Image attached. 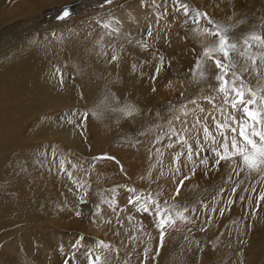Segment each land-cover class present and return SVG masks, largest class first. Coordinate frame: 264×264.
<instances>
[{"label":"rangeland","instance_id":"obj_1","mask_svg":"<svg viewBox=\"0 0 264 264\" xmlns=\"http://www.w3.org/2000/svg\"><path fill=\"white\" fill-rule=\"evenodd\" d=\"M79 1L84 0L59 1L58 3L47 5L41 9H38L37 13L30 14L19 19L18 21L20 23L18 27L12 30V32L14 31L19 39L26 38L29 34L32 33L40 35H52L51 37H49V41L47 43L49 49L46 50V53L42 54L41 58L43 60L48 59L55 65H58L60 66V68L65 70L64 73L66 74V77L68 76L67 80L70 83L68 84L69 88H72L71 84L74 83L73 81H76L75 88H72V95L75 98L79 96L83 97L82 101L83 105L85 106H81V110H85V112L89 114H92L94 111L93 107L90 108L91 101L93 100V97L95 98L94 94L89 93L85 89L84 91L80 89L81 91L76 92L78 87L77 83L83 79V71L87 65L83 58L84 48L82 44L83 40L85 38L88 40L87 37L89 36H93V38H95L93 40L94 44L101 43V41H103L105 42L106 46H108V51L104 55H100L98 59L94 63H92H97V69L100 71V73H102L100 77L99 90L101 89L102 91H105L107 86H115L120 82L122 76L118 74L119 71H112L110 66L114 64L115 66H118L120 65V63L124 62L123 60L130 62L131 71L129 70V75H135L131 77V80L133 79L132 83L144 86L146 88V92L152 90V88L156 86L157 89L164 88L166 90L168 86L170 88L168 87V90H166L167 92H165L162 100H159L156 103L155 101H153V103L150 101L147 107H145L143 102L135 97L136 95H125V97H121L116 91L114 92V90L112 89V99H108L106 104L109 107H113L114 109H119L120 107H129L135 109L133 115L130 117L124 116V118H122L117 115H109L103 117V119L101 118L99 122L92 121L93 123H87L86 121L85 125L82 123L83 121L80 120L81 118L76 116L75 114H72L70 117H68L66 124L68 125L72 123L71 127L75 125L76 136L74 137H76V139L78 138L77 140H79L80 144L83 143L84 145H86V150H88V145H91L94 140L99 137L100 130H102L103 133L111 132L109 145L108 143L106 144L107 146L103 144L99 151L95 153L93 157L90 154L91 152L89 151V153L85 149L84 151L89 153L86 154L87 156H85V158L84 156H82L80 150L74 148L72 150H66L67 145L62 142L55 144L53 147H50L48 143L53 144L55 140H51L46 143L42 138L40 130L44 123H41L36 127L37 135L35 137H37L38 139H35L34 141L31 138H25V132L23 131L15 132L13 134V141L10 143L7 149L4 150L6 154H4L5 156H9L10 158L13 156L17 157L18 154L22 156H28V154H32L35 151L37 152L38 149L42 152V156H40L39 158L37 154H34L33 156H31L29 162L25 161L22 156L19 157L17 160V164L19 163V166L17 165V168L15 167V171L21 168V170L26 171L24 176L27 177H23V179L25 178L24 180L21 178H17L16 176V178L9 179V172L14 171L12 169L14 166L12 168L10 167V171L8 173L5 172L4 177H1L0 175V179H3V181L1 180L2 182L0 181V191H2L3 189L5 191L4 194H6L8 198H10L15 203L21 202L20 200H22L23 193L26 191V189H28L29 194L31 193V191L35 192L37 190H41L44 194L47 193V197H49L52 193L54 194V189L50 185L49 178L42 174L44 167H50L48 161L46 160L45 162V157H48L49 159H56L57 157H61L62 159H64L63 161L65 162L66 166L75 165L74 171L68 172H71L72 176L77 177L80 185L83 184V187L85 189L84 191H88L89 195H87L84 200H86V204H89L91 207L95 201V198L97 199L98 197H100L101 199L105 200L108 197V192L115 188L114 186H122L123 183L124 186L127 185V183H129V185H132V183L139 182V177L141 179V182L146 181V184H150L151 181H149L146 177L150 173H155L159 176L163 185L167 186L171 190V193L173 195L171 199L172 202L167 205L168 207L170 206V208H172L173 213H175L176 211H182L184 207L188 208V211L184 212V215L187 217V219H177L175 223L177 224L178 222H184L186 224L183 223L182 226L185 227V225L190 223V220H192L193 222L194 219L197 222H200L202 218L214 221L216 218L215 216L219 212V210L222 208H227L226 205L229 204V200H234L232 201V203L234 204H240V202L242 203L244 200V195H242L241 193H243L244 191L246 193V191L257 188V186L261 187V185H264V168H262L259 172L250 171L242 165L241 158L239 156L233 157L231 160H222L218 167H213V165L215 164V158L210 151L213 143L211 139L207 141L205 140L204 127L207 126L209 132L215 138L216 143L214 146L220 149L221 152H223V149L220 148V145L224 142V136L218 134L213 117H215V120L223 124L225 121V114L223 113V109H227L228 114L233 113L231 107L225 104L223 94L217 91L218 83L215 80V76L219 70H216L214 65L209 63L207 64V66H209V70L206 69L207 66L202 69L204 72V76L201 77L200 74V76L196 77L198 80H200V85L196 88L193 83L196 78L191 73H198V69L190 71V69H193V66L195 65L197 59L201 57L204 47L211 41L204 33V23H207L208 27H211V25L209 26L207 20L201 19L199 24H195L193 22V18L196 17L197 13H206L207 17L210 18L214 23L223 25L224 27L228 28L230 34H260L261 32H264V0H210L208 4L205 3V5L200 7L199 9L194 8L195 6L192 5L193 0H180L181 3L186 4L188 7L189 12L187 14H185L182 8L178 11L176 10L178 8V5L174 4V0H139L141 2V5H143L144 1L145 5L141 10L146 11V14L143 15L145 18L142 17L144 18L143 23L139 22V26H137V24L135 25V35L133 36L132 40H130V42H132H129L128 47L135 52L137 51V53L139 54H143V57L141 58H144V64L143 61L141 63L136 61V59H138L139 57H137L136 59H132L129 55H126L125 51L123 52V50H121V52L119 50H116L114 47L112 48L113 44L108 33V29L110 28V24H108L109 20L107 19L110 16L109 12L112 9L121 7L132 0H112V2L109 4H105L104 0H97L94 4H85L82 7L77 8L75 5ZM195 4L197 6H200L199 3ZM225 7H227L228 9ZM64 11L69 12L70 16L65 19H58V17L61 16ZM239 14L241 15L240 17ZM155 22L156 24L158 22H161V24L163 23L164 27H156ZM85 23H90L94 27H97V32H95L94 34L88 33L89 36L87 35L84 39H81V41H79L80 37H78V34H76L75 31L73 32V30H75L76 28L81 29V26ZM173 24H178L176 28H180L179 26H181L180 33L183 37L185 55H189L190 59L192 60L189 61V64L192 68L189 66V64H187L186 67L185 63L184 65H182L183 62L181 60V62L179 60L178 61L182 64H178V61L174 62V60H176L174 57L175 51L174 49H172L173 45L171 39L167 37L168 35H166V30H168L167 28H169L171 25L173 29V27L175 26ZM155 29H159L160 31L155 32ZM149 32H151V35H149ZM75 35L77 36L75 37ZM16 36L5 39L3 40V42L14 40ZM189 40L191 43L189 42ZM68 41L70 42V44H72L74 50L70 51L69 53H65V45L69 44ZM140 47L142 48L140 49ZM248 51L251 55H260V50L257 49L255 45H253V48L249 49ZM76 53H81L83 55H78ZM190 54L192 55V58ZM113 55H117L118 59L115 60L117 61V63L115 61H112ZM148 58H151V60H149ZM161 58H163L162 65L160 63ZM133 62L137 64L131 65L133 64ZM156 62L158 64H156ZM246 63L249 67H251L250 61ZM141 66L143 69L141 68ZM157 66H160L159 77L155 75ZM257 67L260 69L262 68L260 77L246 75L245 79L248 83H251L254 86H264V62L258 61ZM181 69H186L187 71H183L182 73H180L179 71H181ZM185 74L187 76L183 77V75ZM154 76L156 77L155 79H153ZM146 80H148L150 85ZM189 80H191L193 84H191V81ZM55 85V83L51 85L52 92H58ZM147 85H149L150 87ZM104 91L102 92V96H105V94H103ZM101 92L98 93L101 94ZM98 93H96V95ZM148 95L150 96V93H148ZM36 96L37 98L41 97L37 93ZM193 100H195V103H192ZM38 102H41L40 98ZM37 104L41 105V103ZM64 111H67V109H55L54 107H52L48 113L51 116V119L56 120L57 116H60V113ZM69 112H71V109L69 110ZM234 115H236L237 119H239L242 113L236 112L234 113ZM69 121L71 122L69 123ZM110 125H112L113 127L111 128ZM83 126L84 128L82 130L81 128ZM99 127H101L102 129ZM97 128H99L100 130ZM104 128H107V132H105L106 130ZM225 135H227L229 138V151H231L232 133L229 130L225 133ZM236 135L238 146H241L239 130H237ZM120 137L122 140L118 139ZM129 138L130 140H128ZM197 141H199V145L204 149L199 156L195 155L196 149L198 147ZM112 144H115V148L110 147ZM124 144H126V146L122 148ZM169 144H172L173 147H168ZM189 144L192 146L193 150V158L191 161L187 159V145ZM36 148L38 149L36 150ZM43 151L47 153L46 156H44ZM180 153L183 154L180 155L179 161L175 162L174 158ZM90 156L92 157L91 159L96 161V167L98 168L97 170H100L99 173L101 174L98 177L91 176L89 178H85V173L88 174L90 172V169L88 168L89 159H87L86 157ZM41 157H43V159ZM97 157L103 158L95 159ZM205 157H207L208 163L207 165H202L200 161ZM47 163L49 166L47 165ZM180 166H182L184 169L179 170ZM82 170L89 171L85 172ZM194 171L200 173L203 172L204 174H202V176L203 178H206L203 179L201 177L199 181L195 180L197 183L193 180L192 182L187 183L185 186H183V192H181V194H183L184 196L181 195L180 199V195H177V188L175 187V185L181 186V182L185 180V177H191L192 172L194 173ZM236 172L238 175L236 174ZM207 174L210 175L208 176ZM141 176L143 178H141ZM64 177L67 178V180L65 181H69L68 175L67 177ZM211 177L212 179H209ZM72 179L76 181V179ZM69 187L71 188L72 186L70 185ZM83 187H80V189L79 187H72V189L77 193L79 192L80 194L82 193L80 190ZM233 189H235V191H233ZM150 191L151 190L147 188V192L150 193ZM151 194H153V198L157 199L158 196H155L152 191ZM241 197H243V199H241ZM176 198H178L179 200H176ZM119 202L121 203V205H124L120 206L122 212L118 213L119 210L117 211L118 216L122 217L123 214L131 216V219H129V221L127 219L124 221L128 228H133V231H139L142 232V235L146 234L148 236H151V234L156 235L157 232L155 231L160 230L156 226L157 219L154 214L151 213L150 215L149 213H142L137 209L136 206L130 204L127 199H125L124 202L122 200H119ZM81 204V201H79L77 207H80ZM118 206L119 205H117V207ZM47 208L48 210L54 212L60 211L62 215L64 214V216L69 218L72 216V218H76V216L78 218H81V214L85 212H83L82 210L79 212L80 215H77L76 213L78 212V210H76L75 208L73 209L70 206L64 207L63 205H61V201L55 199H51L48 201ZM4 209H6V206L4 204L0 205V210ZM213 209H215V211H213ZM140 212L142 213V215ZM200 213L203 215H201ZM28 215L30 214H27L25 209L23 217L19 215L21 217V220L20 217H18L17 220H20L21 223H24V225H26V222L28 223V221L33 218V216L31 217ZM32 215H35V213L33 212ZM16 216L18 215L11 214L12 219ZM209 216L212 218H209ZM43 218L44 217H42V219L40 220H46ZM33 219L35 220L36 218ZM6 221H8L7 218ZM175 224H169L165 228L168 229V231H170V229H182L177 225L175 226ZM140 226L143 230L140 229ZM220 226L219 231H217V233L210 238V242L212 241L210 245L214 253H216V250L221 243H226L222 235L229 229V221H221ZM105 242L108 247L111 248V250L113 249L114 253H118L116 247L114 248V245L116 246V244L113 243V241L105 240ZM229 251L231 252L232 256L235 254V251H233L231 247ZM224 252L225 250L223 249L222 256L220 258H217V260L215 261L217 262V264L222 263V258L227 254V252ZM4 254V250L3 248H1L0 259H4ZM263 260L264 258L261 259V264H264ZM8 261L10 262V259ZM6 264L10 263L6 262Z\"/></svg>","mask_w":264,"mask_h":264},{"label":"bare ground","instance_id":"obj_2","mask_svg":"<svg viewBox=\"0 0 264 264\" xmlns=\"http://www.w3.org/2000/svg\"><path fill=\"white\" fill-rule=\"evenodd\" d=\"M59 1L66 0H0L1 177H4L5 172L8 173L10 171V167L12 168L13 166L14 167L12 169L14 171L9 172V179H13L16 177L23 179V177H27L24 176L26 171L21 170V168L15 171V167L17 168V165L19 164H17V160L22 155L18 154L17 157L13 156L11 158L9 156H5L6 154L4 150H6L10 143L13 141V134L15 132L23 131L25 132V138H31L34 141L35 139H38L37 137H35L37 135L36 127L39 124L44 123L43 126L41 125L42 128L40 130L42 138L45 140L46 143L51 140H55L53 144L48 143L50 147H53L55 144L62 142L69 147L68 148L66 146V150H72L73 148L80 150L84 158L85 156H87L86 154H89L91 152L90 154L93 157L94 154L99 151L103 144L106 145L108 143L109 145L111 132L103 133V131L99 129L101 127L97 128L100 130L99 137H97V139L94 140L91 145H88V150H86V145H84L83 143L80 144L79 140H77L78 138L76 139V137H74L76 136L75 125L71 127L72 123L68 124L69 126L66 124L68 117H70L72 114H75L76 116L81 118L80 120L83 121L82 123L84 125L86 121L87 123H93L92 121L99 122L101 118L103 119V117L109 115H117L119 117L124 118L125 115L120 111L122 107H120L119 109H114L113 107H109L106 104L107 100L110 99L112 96V89L114 90V92L116 91L121 97H125V95H136L135 97H137V99L143 102L144 106L147 107L150 101L152 103L153 101H155L156 103L157 101L162 100L165 95V92H167L166 90H168L169 87L166 86L167 89L165 90L164 88L157 89L156 86L152 88V90L146 92V88L144 86L132 83L133 79L131 80V77L135 75H129L130 62L123 60L124 62L120 63V65L118 66H115L114 63V65L110 66L112 71L118 70V74L122 76V78L120 79L119 83L116 82L117 84L115 86H107L106 90H103V94H105V96L103 95V97V91L101 89L99 90L100 77L102 73H100V71L97 69V63H92H94L100 55H104L108 51V46H106L105 42L103 41H101V43L94 44L93 40L95 38H93V36H89L88 33L94 34L95 32H97V27H94L90 23H85L81 26V29L76 28L75 30H73V32L75 31L76 34H78V37H80L79 41H81V39H84L87 35L89 36L87 37L88 40L86 38L83 40V44L80 43L84 48L83 53L85 56L81 53L79 54L83 55V58L87 65L83 71V79L77 83L78 87L76 92L81 91L80 89H82L83 91L85 89L89 93L94 94L95 98L93 97V100L90 104V108L93 107V113H96V115H93V113H87L88 118L86 120L83 119V114L86 113L85 110L80 109L81 106H85L83 105L82 101L83 97L79 96L81 98H75L72 95V88H75L76 81H73L74 83L71 84L72 88H69L68 84L70 83L67 80L68 76L66 77V74L64 73L65 70L60 68V66L55 65L48 59L43 60L41 58L42 54L46 53V50L49 49L47 43L49 41V37H51L52 35H40L32 33L29 34L26 38L19 39L16 36V33L14 31L12 32V30L18 27L20 23L18 20L22 17L30 14H35L37 13L38 9H41L47 5L58 3ZM96 1L97 0L79 1L75 6L77 8H80L85 4H94ZM192 2V5L195 6L194 8L199 9L200 7L204 6L205 3L208 4L210 0H193ZM140 3L141 2L139 0H132L121 7L114 8L109 12L110 16L107 19L109 20L108 24H110L108 33L111 37V42L113 44L112 48L114 47L116 50H123V52L125 51L126 55H129L132 59H136L137 57H139L138 59H136V61L140 63L143 61L144 64V58H141L143 57V54H139L137 53V51L135 52L134 50L128 47L130 40H132L133 36L135 35V25L137 24V26H139L140 23H143V19L145 18L143 15L146 14V11L141 10L145 5L144 1L143 5H141ZM195 3H199L200 6H197ZM240 16L241 15L239 14V17ZM204 24L205 26L203 25V27L208 28L207 23ZM177 25H175L173 29L170 25V27L167 28L168 30H166V35H168L167 37L171 39L173 45L172 49H174L175 51L174 57L176 60H174V62L181 60L183 64L180 63L181 61H178V64L180 63L184 65L185 63L186 67V65L189 64V61L191 59L189 55H185L183 37L180 33L181 26H179L180 28H176ZM159 26L164 27V24L158 22L156 24V27ZM154 31L158 32L160 30L155 29ZM15 36L16 38H14V40L3 42V40ZM76 36L77 35H75V37ZM208 38L210 40L213 39L211 37ZM65 46V53H69L70 51L74 50L70 42ZM141 48L142 47H140V49ZM148 59L151 60V58ZM115 62L117 63V61ZM134 64L137 63L133 62V64L131 65ZM156 64L158 63L156 62ZM57 69H59V73H57ZM206 69L209 70V66H207ZM201 70L202 69H198V73L191 74H193L196 78L197 76H200ZM183 71L187 70L181 69V71L179 72L182 73ZM159 75L157 77H159ZM186 76V74L183 75V77ZM196 80L193 81L195 88L200 85V80H198L197 78ZM146 81L147 83H149L148 80ZM53 83L56 84L55 86L58 92L51 91V85ZM193 83L191 81V84ZM153 89H155V91H153ZM98 92H101V94H99ZM36 93L41 96L39 97L41 102H38L39 98H37ZM96 93L98 94L96 95ZM148 93H150V96L148 95ZM37 103H41V105ZM52 107H54L55 109L66 108L67 111L61 112V115H58L57 119L53 120L51 119V116L48 113ZM68 108L69 110L71 109V112H69ZM112 125H110L111 128L113 127ZM83 128L84 126L81 129L83 130ZM104 129L106 130L107 128ZM105 132H107V130ZM118 139L122 140L121 137ZM128 140H130V138ZM125 146L126 144H124L122 148ZM110 147L115 148V144H112ZM37 149L38 148H36V150ZM84 149L90 152H85ZM41 153L42 152L38 149L37 152L35 151L32 154H28V156L26 155L22 157L23 159H25V161L29 162L31 156L37 154L40 158V156H42ZM43 154L44 156L47 155V153L45 152ZM92 157H86L87 159H89L88 168L90 169V172L88 174L85 173V178H89L91 176L98 177L101 174L99 173L100 170H97L98 168L96 167V161L91 159ZM41 158L43 159V157ZM48 159V157H45V162L47 160L50 167H44L42 174L49 178L50 185L54 189V194L52 193L49 197H47L48 194H44L41 190H37L35 192L31 191V193L29 194L28 189L25 188L26 191L23 193L22 200H20L21 202L15 203L10 198H8L6 194H4L5 191L3 189L2 191H0V205L4 204L6 206V209L0 210V249L3 248L5 253L4 259H0V264H6V262L10 264H65L66 261L67 264H88L87 254L89 250H91V255L93 259H95L96 256L101 257V260L98 262V264H217V262L215 261L217 260V258H220L222 256L223 249L225 250L224 253L227 252V254L224 255V257L222 258L221 264H261V259L264 258V200L259 199L261 193H264V185H261V187L257 186V188H254L250 191H246V193L245 191L241 193L242 195H244L243 202H240V204L231 203L226 205L227 208H224L223 214L221 215L220 209L219 212L216 214V218L214 221L202 218L200 222H197L194 219L193 222L192 220H190V223L185 225V227L182 226L184 222H178L177 224H175V226L177 225L178 227H181V230L170 229V231H168V229L164 228L163 244L161 245V230L155 231L157 232L156 235H142V232L133 231V228L130 229L126 226L124 221L126 219L129 221V219H131V216H128L127 214H123L122 217L118 216V213L122 212L120 206L124 205H121L119 200H122L124 202L125 199L129 201L130 196L147 195V188H149L155 196H158L157 199L160 200L161 204H163L165 201H167V204L172 202L171 199L173 195L171 193V190L167 186L163 185L157 174H148L146 178L151 181L150 184H146V181L141 182V179L139 177V182L132 183V185H129V183H127V185L124 186L123 183V185L120 184L122 186H114L115 188L108 192V197L105 200L101 199L100 197H98L97 199L95 198L92 207L89 204L83 203V205L81 204L80 207H77L79 201H81V198L85 199L86 196L89 195V193L88 191H84V187L80 190L82 192L80 194L79 192L77 193L75 190L72 189V187L80 186L77 177L72 176V178L76 179V184L72 183L70 180L65 181L67 180V178H65L64 176L67 177L66 174L68 171H74V166H66V164L64 163L66 171H60V161L64 159H62L61 157H57L56 159ZM182 166L179 167V170L184 169ZM82 171L88 172L89 170ZM202 174L204 173L194 171V173L192 172L191 177L187 176V179H182L184 181L183 185H175L176 188H179L180 199L181 195H183L181 194V192H183L182 187L185 186L187 183L192 182L193 180L199 181L201 177L203 178ZM141 178L143 177L141 176ZM209 179H212V177ZM1 180L3 181V179H0V181ZM69 184L72 186L71 188L69 187ZM133 188L136 189L135 193L127 191V189ZM51 199L61 201V205H63L64 207L70 206L71 208H75L76 210H78V212L82 210L83 212H85L81 214V218H78L77 216L76 218H72L73 216L70 218L66 217L64 216V214L62 215L60 211L54 212L48 210L47 203ZM176 200L179 199L176 198ZM117 205L119 206L117 207ZM133 205L136 206L138 209L137 205ZM25 209L27 214H30L28 216H33V218H36L37 220L31 218L28 223L26 222V225H24V223H21L20 220L25 213ZM118 210L119 212L117 213ZM33 212L35 213V215H32ZM11 214H17L18 216L12 219ZM152 214L155 215V212H152ZM18 217H20V220H17ZM42 217H44L43 219L46 220H40L42 219ZM6 218L8 219V221H6ZM209 218L212 217L209 216ZM221 221H229V229L222 235L226 243H221L220 246L217 248L216 253H214L210 245L212 242H210V238L213 237L217 233V231H219ZM140 229L143 230L141 226ZM105 240L113 241V243L116 244V246L114 245V248L116 247L118 253H114L113 249L111 250V248L108 247ZM100 241H103L104 244L107 245V247L100 246ZM230 247L233 251H235V254L233 255L234 257L229 251ZM145 249H148L147 257H145ZM12 253L14 254V256ZM9 259L10 262L8 261Z\"/></svg>","mask_w":264,"mask_h":264},{"label":"snow or ice","instance_id":"obj_3","mask_svg":"<svg viewBox=\"0 0 264 264\" xmlns=\"http://www.w3.org/2000/svg\"><path fill=\"white\" fill-rule=\"evenodd\" d=\"M112 0H104L105 4L111 3ZM174 4L178 5L177 11L183 9L185 14L189 12L186 4L181 3L180 0H174ZM103 6V5H101ZM70 16V13L64 11L58 19H65ZM201 19L207 20L211 27L205 28L204 32L208 37L213 38L208 45L203 49L202 55L197 59L193 69H204L207 64L211 63L219 71L215 76V80L218 83L217 91L222 93L224 96V102L229 105L232 109L233 114H228L227 109H223L225 114V121L221 124L219 121H215L218 134L224 136V142L220 145L223 152L215 147V138L209 132L207 126L204 127L205 140H212L213 146L210 151L215 158V164L213 167H218L222 160H231L233 157L239 156L241 158L242 165L249 169L250 171L259 172L264 168V86H254L248 83L245 76H256L259 77L261 74V69L257 67L258 61L264 62V32L260 34H241L237 35L235 33L229 32V29L223 25L214 23L207 14L197 13L196 17L193 18L195 24H199ZM151 35V32H149ZM253 45L260 50V55L249 54V49L253 48ZM116 55L112 56V61L117 60ZM251 63V67L247 65L246 62ZM163 64V58L160 61ZM59 73V69L56 70ZM160 66L156 67V76L159 75ZM204 76L203 70L201 71V77ZM156 77L154 76L153 79ZM155 91V89H153ZM207 99V98H206ZM195 103V100L192 101ZM120 111L125 116H132L135 109L125 107L121 108ZM240 112L242 115L237 119L234 113ZM96 115V113H93ZM88 114H83V119H87ZM230 121V123H229ZM71 121H69L70 123ZM231 131V151H229V138L225 133ZM237 130H239V137L241 138V146H238L237 142ZM175 134V133H173ZM186 143V142H185ZM197 149L195 155L199 156L204 150L202 146L199 145L197 141ZM168 147H173L169 144ZM189 161L193 158L192 146L187 145ZM178 154L174 161L178 162L180 155ZM103 157H97L95 159H102ZM64 161H60V171H66L64 166ZM201 164L207 165L208 159L205 157L200 161ZM75 166V165H73ZM69 180L76 184L77 182L72 179V173L67 172ZM188 177H185L187 179ZM183 181L181 182V185ZM79 187H83L80 185ZM131 193H135L136 189H127ZM223 191V190H221ZM235 191V189H233ZM177 195H179V188H177ZM243 199V197H241ZM260 200H264V193H261ZM81 203L86 204L87 201L81 198ZM129 203L138 206V210L141 212L149 213L155 212L157 219V228L160 231V241L163 244L164 238V228L176 223V220H186L187 217L184 212L188 211L187 207H184L182 211H176L173 213L172 208L168 207L167 201L161 204L159 199L153 198L151 193L147 195H135L129 197ZM229 204L232 203L231 200L228 201ZM215 211V209H213ZM221 215L224 209L220 210ZM77 215H80L77 212ZM175 217V218H173ZM100 246L107 247L103 241L99 242ZM75 246V245H74ZM148 249H145V257H147ZM88 264H98L101 257L96 256L93 259L91 255V250L87 254ZM67 264V261L65 262Z\"/></svg>","mask_w":264,"mask_h":264},{"label":"water","instance_id":"obj_4","mask_svg":"<svg viewBox=\"0 0 264 264\" xmlns=\"http://www.w3.org/2000/svg\"><path fill=\"white\" fill-rule=\"evenodd\" d=\"M71 5V4H70Z\"/></svg>","mask_w":264,"mask_h":264}]
</instances>
